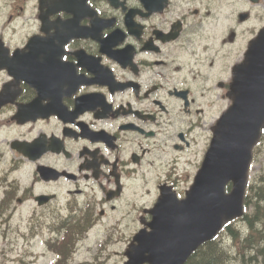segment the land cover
Wrapping results in <instances>:
<instances>
[{
	"label": "flooded vegetation",
	"instance_id": "1",
	"mask_svg": "<svg viewBox=\"0 0 264 264\" xmlns=\"http://www.w3.org/2000/svg\"><path fill=\"white\" fill-rule=\"evenodd\" d=\"M39 1L3 5L16 19L10 40L0 36V65L10 66L0 70L4 203L13 202L18 160L34 181L14 202L54 195L45 207L57 202L58 212L113 229L130 217L138 234L146 209L137 202L148 198L151 209L162 185L177 187L168 166L143 159L170 149L187 165L174 145L188 151L190 137L203 144L195 156L205 153L264 0H44L42 11ZM27 13L33 32L17 20ZM36 36L45 40L33 45ZM16 140L29 144L27 156ZM42 166L63 175L47 181L54 172Z\"/></svg>",
	"mask_w": 264,
	"mask_h": 264
},
{
	"label": "water",
	"instance_id": "2",
	"mask_svg": "<svg viewBox=\"0 0 264 264\" xmlns=\"http://www.w3.org/2000/svg\"><path fill=\"white\" fill-rule=\"evenodd\" d=\"M247 76L244 83L248 89L242 94L249 107V122L232 123L231 141L224 140L223 152L221 147L216 149L217 141H213L212 153L208 156L204 167L197 178V187L194 191V200H189L190 207L202 209L206 217L190 222L171 225L164 223L165 236L173 243L179 244L181 250H173L165 246L162 253L165 255V264H182L190 251L195 249L202 241L213 238L223 227V224L240 216L242 213L243 195L245 192L248 168L250 164L251 132H248L245 141L238 138V131L260 129L262 124L258 122L259 114H264V51L261 47L251 50L244 65ZM243 106V105H242ZM241 106V107H242ZM233 109L231 110V112ZM230 145L226 147V144ZM213 166L210 164L214 163ZM215 169V172H214ZM229 181H233L234 190L229 196L224 193V188ZM204 190L199 193L200 185ZM157 264V263H152Z\"/></svg>",
	"mask_w": 264,
	"mask_h": 264
},
{
	"label": "rangeland",
	"instance_id": "3",
	"mask_svg": "<svg viewBox=\"0 0 264 264\" xmlns=\"http://www.w3.org/2000/svg\"><path fill=\"white\" fill-rule=\"evenodd\" d=\"M261 148H264V145H262ZM262 168H264V153L259 156L255 162V169L261 170ZM16 175L21 176L24 183H28L31 175V168L29 169L24 166L23 169L16 172ZM31 209L33 208H31L29 204L20 206L15 209L14 218L9 226L0 224V264H49L51 255H48L46 258L41 255L45 247L43 241L41 243L39 240H42V234L46 236L49 230L43 229L38 233L40 235L31 242H27L23 237V234L26 233L28 219L31 217ZM38 215H41V212H38ZM41 221L43 222L44 218ZM133 227H135V225L130 224L128 221L126 222L125 228H128L127 234L131 232ZM4 232L8 234L6 238L3 236ZM224 237L228 238L226 235ZM122 240L125 241L124 239ZM226 243L230 248L233 246L230 239L227 240ZM94 252L95 251L92 252V255H94ZM38 255L41 257L37 258ZM119 264L122 263L120 262Z\"/></svg>",
	"mask_w": 264,
	"mask_h": 264
},
{
	"label": "trees",
	"instance_id": "4",
	"mask_svg": "<svg viewBox=\"0 0 264 264\" xmlns=\"http://www.w3.org/2000/svg\"><path fill=\"white\" fill-rule=\"evenodd\" d=\"M255 197L252 194L248 197L249 208L252 212L245 216L251 233L244 238L239 232L229 227L234 243L240 242L239 249L233 255L231 251L223 247L218 240L210 242L205 250L200 252L191 263L194 264H233L237 259L240 263L264 264V182L257 187ZM252 253L254 255H252ZM199 260L196 262V260Z\"/></svg>",
	"mask_w": 264,
	"mask_h": 264
}]
</instances>
